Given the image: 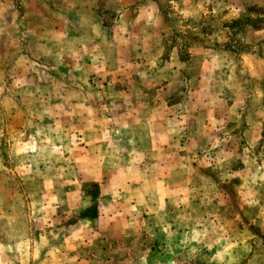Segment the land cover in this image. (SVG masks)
Instances as JSON below:
<instances>
[{
	"label": "rangeland",
	"instance_id": "obj_1",
	"mask_svg": "<svg viewBox=\"0 0 264 264\" xmlns=\"http://www.w3.org/2000/svg\"><path fill=\"white\" fill-rule=\"evenodd\" d=\"M246 1L151 0L126 27L133 0H44L45 41L68 9L77 36L98 13L101 37L145 36L158 74L75 58L69 75L34 39L0 58V264H264V125L247 139L264 120V4ZM169 116L170 154H145Z\"/></svg>",
	"mask_w": 264,
	"mask_h": 264
},
{
	"label": "crops",
	"instance_id": "obj_2",
	"mask_svg": "<svg viewBox=\"0 0 264 264\" xmlns=\"http://www.w3.org/2000/svg\"><path fill=\"white\" fill-rule=\"evenodd\" d=\"M125 1H130V0H125ZM151 0H133L131 4H129L131 7H125L124 11L121 14V19L122 21L124 19V22L126 27L127 26H132L133 23L138 24L142 19H145V16H143V13L145 10L147 11L148 3ZM246 1V0H245ZM251 1V0H249ZM144 2H147L145 4H142ZM247 2V1H246ZM252 2V1H251ZM255 3H260V5L264 4V0H255ZM44 0H19L18 5L16 6V3H11L9 0H0V58H6L8 57L7 53L12 52L14 56L18 59H24L27 58L28 55L26 54L25 50H22L21 47L25 46L27 47V43L29 40L34 39L36 42V46L38 49H41L44 51L45 44L48 46L52 47L53 55L55 57V51L57 50V53L61 55V59L64 62H62L60 65L61 70L65 71L64 73L71 74L72 70L68 68V66L64 65H69L74 63V59H82L83 60V66L85 68H89L87 70H91V68H97L100 72L105 71V73H110L111 69H118V73L121 71H125V67H139L138 71L136 74L138 75L139 79V85H156L155 81V76L158 74H153V72L158 71V70H152L149 66L151 63V58H153L152 54L148 51L146 52V49H143L142 51L140 48L139 44H144L146 42L145 36L144 35H134L130 33H126L123 35L120 34H114L110 35L108 37H101L100 35V26L101 23L104 25L103 19L100 18L99 14H93L91 17L90 25L93 28L92 33H89L90 31H82L81 35H75L73 33V15L72 10L68 9L66 13H63L61 16L58 18H52L51 23L53 24V36L51 41L47 40L45 41V34L42 31L44 28V19L41 21L42 18H44ZM151 7V5H149ZM200 10H203V7H199ZM96 10V9H95ZM27 11L30 12V16H33L35 18V23L37 26L41 27H36L35 28V37L33 38V34H28V31L26 29V26L28 24V18L24 21L23 20V12L24 14L27 13ZM94 12V8H90L88 12ZM131 11H134L135 17L130 18V13ZM98 14V16H97ZM96 16V17H93ZM10 19V21H8ZM58 20V22H56ZM119 21V22H120ZM19 23V26L24 30V32H18L14 33L12 35V28L16 27L17 24ZM149 23V22H148ZM43 27V28H42ZM119 28V26H118ZM114 29L115 31H118L117 29ZM98 29V30H97ZM67 32V34L65 33ZM84 34V35H83ZM102 38V39H100ZM12 40H14V45H12ZM79 43L78 47V52L76 43ZM107 43V46L105 48H101L103 46L102 44ZM56 43L59 44V47L56 49L55 45ZM16 44H19L18 46ZM137 45V46H135ZM49 52V51H46ZM11 54V53H10ZM9 54V55H10ZM50 54V52H49ZM7 55V56H6ZM76 56V57H75ZM259 60H256L254 58V61L257 62L261 66L264 64V58L261 57V54L259 55ZM43 59L44 58H37L36 63L38 64H43ZM105 60V65L103 67H99V65L92 67L91 64H88L89 62H104ZM127 64L125 67H123L122 61H126ZM120 61V62H119ZM214 61V60H212ZM216 62L211 64V71L216 72L217 68L215 67ZM151 66L153 63L150 64ZM102 66V65H101ZM258 66L257 69H260L261 67ZM66 67V68H64ZM215 67V68H213ZM109 68V69H108ZM110 70V71H109ZM173 71H176V69H173ZM239 71L237 68H230L229 72L230 73H225L227 77H229L232 80H237L239 79ZM247 71H251L250 68H247ZM89 71H86L87 73ZM127 73V72H126ZM160 73V72H159ZM177 73H180V69ZM209 73V70L207 66L204 64L203 66V76L207 75ZM219 73V70L217 74ZM251 74V72L249 73ZM259 74V73H258ZM261 78V74H259ZM158 77V76H157ZM156 77V78H157ZM236 77H238L236 79ZM257 77V75H256ZM146 83H148L146 85ZM69 86L71 83H68ZM198 107V106H197ZM202 107V106H199ZM217 117L214 115L210 119V124L213 123ZM149 120V119H148ZM173 118L171 116L167 117V119H164V126L162 128L157 127L155 129L154 127V132H151V135H155L156 137H152L154 141L152 142V147L145 150L144 153L147 155H158V154H164L165 156L170 154V150L172 149V143H171V135L172 132L170 130L171 128V123H172ZM154 121V124H156V120ZM175 121V119H174ZM252 121V120H251ZM252 122H256L253 124V127L247 132L249 133V137H247L249 142H256L259 143L261 140V137L263 136L262 134V128L264 125V120L262 118L256 119L255 121L253 119ZM170 125V126H169ZM211 129V128H210ZM207 131V130H206ZM160 137V139H159ZM157 138V140H156ZM158 141V142H157ZM104 153V152H101ZM102 220L99 219L98 221ZM96 221V222H98ZM95 222V223H96Z\"/></svg>",
	"mask_w": 264,
	"mask_h": 264
}]
</instances>
